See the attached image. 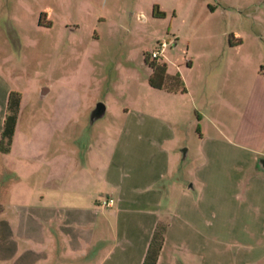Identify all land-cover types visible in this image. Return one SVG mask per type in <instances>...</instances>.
Returning a JSON list of instances; mask_svg holds the SVG:
<instances>
[{
	"label": "rangeland",
	"instance_id": "rangeland-1",
	"mask_svg": "<svg viewBox=\"0 0 264 264\" xmlns=\"http://www.w3.org/2000/svg\"><path fill=\"white\" fill-rule=\"evenodd\" d=\"M47 8L53 15L38 13ZM234 39L240 42L231 45ZM161 41L167 46L158 61L181 77L184 92L148 85L144 53L151 60L148 50ZM260 68L264 0H0V74L21 95L11 150L0 156V169L17 167L21 177L0 172V215L11 217L23 186L41 188L45 172L54 176L61 169L68 188L92 172L93 204L101 219L105 209L99 201L107 193L101 179L125 120L145 125L147 136L166 139L169 177L182 182L200 165L205 139L252 147L259 130L247 100L220 111L217 95L243 85L247 97L258 75L264 77ZM97 102L105 112L91 120ZM27 172L35 173L22 174ZM96 230L101 255L112 233L101 225Z\"/></svg>",
	"mask_w": 264,
	"mask_h": 264
},
{
	"label": "crops",
	"instance_id": "crops-1",
	"mask_svg": "<svg viewBox=\"0 0 264 264\" xmlns=\"http://www.w3.org/2000/svg\"><path fill=\"white\" fill-rule=\"evenodd\" d=\"M52 12L38 10L44 16ZM239 42L234 39L231 45ZM258 80L246 90L247 97L243 85L233 91L220 89L217 95L220 111L247 100L251 122L259 130L257 142L249 147L226 138L205 139L200 165L183 182L169 177L166 139L147 136L145 125L125 120L111 143L101 179L113 203L104 207L99 220L92 172L82 174L73 188H68L61 169L54 176L45 172L41 188L23 183L11 217L0 215V262L47 264L54 259L58 264L79 259V264H141L154 227L162 224L154 264H264V77L258 75ZM10 91L0 74V132ZM20 104L21 95L18 111ZM18 111L9 150L0 156L11 150ZM65 153L59 150V158ZM62 163L64 167L65 159ZM87 165L92 167L91 162ZM2 170L15 180L21 177L17 167L6 165ZM3 210L0 203V213ZM100 225L112 233L101 255L96 245ZM19 243L25 246L20 249Z\"/></svg>",
	"mask_w": 264,
	"mask_h": 264
},
{
	"label": "trees",
	"instance_id": "trees-1",
	"mask_svg": "<svg viewBox=\"0 0 264 264\" xmlns=\"http://www.w3.org/2000/svg\"><path fill=\"white\" fill-rule=\"evenodd\" d=\"M144 62L150 68L147 78L148 85L155 89H163L167 92H184L185 87L181 77L177 74H168L164 62L149 60L144 53ZM19 102V93L10 91L6 101V113L4 115L2 130L0 132V152L5 153L9 150L11 137ZM164 226L156 224L151 234L146 252L141 264H154L158 250L163 238Z\"/></svg>",
	"mask_w": 264,
	"mask_h": 264
},
{
	"label": "built area",
	"instance_id": "built-area-1",
	"mask_svg": "<svg viewBox=\"0 0 264 264\" xmlns=\"http://www.w3.org/2000/svg\"><path fill=\"white\" fill-rule=\"evenodd\" d=\"M166 46H167V42L165 41L157 42L155 46H153L151 49L148 50L149 58L158 61V59L161 58V56L163 55ZM112 203H113L112 198H107V197L102 198L99 201L100 207L111 206Z\"/></svg>",
	"mask_w": 264,
	"mask_h": 264
},
{
	"label": "water",
	"instance_id": "water-1",
	"mask_svg": "<svg viewBox=\"0 0 264 264\" xmlns=\"http://www.w3.org/2000/svg\"><path fill=\"white\" fill-rule=\"evenodd\" d=\"M104 111H105L104 104L97 102L90 112V119L92 120L100 117L104 113Z\"/></svg>",
	"mask_w": 264,
	"mask_h": 264
}]
</instances>
